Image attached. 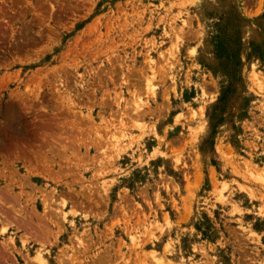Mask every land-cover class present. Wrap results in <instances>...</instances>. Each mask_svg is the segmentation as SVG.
<instances>
[{
  "label": "rangeland",
  "instance_id": "374dc122",
  "mask_svg": "<svg viewBox=\"0 0 264 264\" xmlns=\"http://www.w3.org/2000/svg\"><path fill=\"white\" fill-rule=\"evenodd\" d=\"M264 0H0V264H264Z\"/></svg>",
  "mask_w": 264,
  "mask_h": 264
},
{
  "label": "bare ground",
  "instance_id": "6f19581e",
  "mask_svg": "<svg viewBox=\"0 0 264 264\" xmlns=\"http://www.w3.org/2000/svg\"><path fill=\"white\" fill-rule=\"evenodd\" d=\"M261 178L264 180V169L261 171Z\"/></svg>",
  "mask_w": 264,
  "mask_h": 264
}]
</instances>
